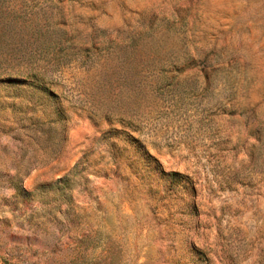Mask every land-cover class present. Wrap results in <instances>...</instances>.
<instances>
[{
    "label": "rangeland",
    "instance_id": "rangeland-1",
    "mask_svg": "<svg viewBox=\"0 0 264 264\" xmlns=\"http://www.w3.org/2000/svg\"><path fill=\"white\" fill-rule=\"evenodd\" d=\"M0 264H264V0H0Z\"/></svg>",
    "mask_w": 264,
    "mask_h": 264
}]
</instances>
